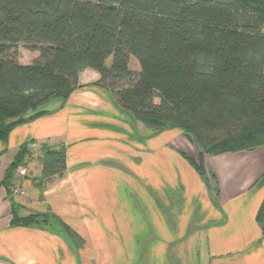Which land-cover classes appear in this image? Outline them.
Masks as SVG:
<instances>
[{"label":"trees","instance_id":"obj_1","mask_svg":"<svg viewBox=\"0 0 264 264\" xmlns=\"http://www.w3.org/2000/svg\"><path fill=\"white\" fill-rule=\"evenodd\" d=\"M263 30L264 0H0V142L45 116L50 101L67 102L89 69L99 75L94 86L147 130L178 129L197 145L199 162L179 154L217 205L205 157L264 147ZM20 47L38 54L31 64L20 63ZM131 58L140 72L129 69ZM28 146L6 173L8 194L17 169L34 158ZM39 152L33 183L43 191L66 173L67 147L42 144ZM11 214L13 227H61L82 242L51 212L21 216L12 201ZM256 223L264 238V199Z\"/></svg>","mask_w":264,"mask_h":264},{"label":"crops","instance_id":"obj_2","mask_svg":"<svg viewBox=\"0 0 264 264\" xmlns=\"http://www.w3.org/2000/svg\"><path fill=\"white\" fill-rule=\"evenodd\" d=\"M92 72L91 82H97L99 75ZM86 84L80 75V85ZM95 89H77L67 102L50 101L42 107L45 116L15 128L7 143L0 142V264H77L63 235L11 226L12 201L21 216L51 212L82 239H94L100 251L115 258L108 264H136L133 239L147 233L145 225L143 233H136L134 222L137 217L150 224L151 219L145 211L136 216L134 203L126 199L134 188L117 167L122 163L126 173H135L136 159L141 160L143 189L153 187L160 197L169 191L181 199L185 212L193 206L199 210L195 228L184 227L181 219L175 229L159 231V244L137 251L142 264H264V238L256 223L264 199L258 183L264 176V147L205 157L206 171L215 174L220 191L214 205L213 192L179 154L197 161L199 149L182 141L172 151L152 148L151 131L120 109L108 91ZM135 129L147 132L146 142H139L145 136L138 138ZM31 143L64 144L67 170L42 191L33 183L41 166L30 161L27 177L17 180L14 174L12 182V187L19 182L25 195L12 200V187L8 194L2 183L19 149Z\"/></svg>","mask_w":264,"mask_h":264},{"label":"rangeland","instance_id":"obj_3","mask_svg":"<svg viewBox=\"0 0 264 264\" xmlns=\"http://www.w3.org/2000/svg\"><path fill=\"white\" fill-rule=\"evenodd\" d=\"M264 31V30H263ZM20 63L24 65L31 64L33 60L37 57V53H32L28 50H26L23 47H20ZM112 62V58L108 59L107 65L110 66ZM129 69L132 72L138 73L140 72V66L139 63L134 59L131 58L129 60ZM82 81L86 82V85H80L79 89H83L86 91L91 90H97L94 86L95 82L93 81V72L89 69H84L81 72ZM99 89V88H98ZM135 134L140 138L139 136H145L143 140H139L140 143L147 141V132L140 133L135 129ZM145 134V135H144ZM149 138L151 139V147L155 149L162 148L166 149L167 151H172V147L176 146L178 147L180 145V142L182 141L184 144L188 146L189 149L196 150L198 149L197 145L195 143H192L186 139L183 132H181L178 129H168L165 131H162L160 133H150ZM166 143H171L169 146ZM166 144V145H165ZM174 145V146H173ZM38 154L33 155V159L30 161H35L39 166L38 160H36L40 156V152H37ZM196 162H199V157ZM117 165V167L120 169L121 172L125 173L124 175L130 180V184L134 188V191L130 189L127 192L126 199L129 202L134 203L136 216L137 214H140L141 216L144 215V211L146 213V219L147 217H150L151 222L148 224L147 222L144 224L141 220L138 221L136 217L135 223V231L136 233L140 234L143 233L142 229L143 225H145V233H147L146 236H140V237H134V248H135V260L136 264H142L143 260V254L137 253L143 251V248L148 245H157L159 244V240L163 241L161 238L157 237L159 231L164 230H173L177 227L179 220L183 219V225L184 227L188 225V227H194L196 226V217L199 213V210L195 212V207L193 206L188 212H185L183 203L181 199L178 196L172 195L169 191L165 194L164 197H160L158 194V190L151 187L150 189L144 188L143 189V182H142V172H141V160L138 161L136 159L135 161V173H126V167L121 165ZM133 183V184H132ZM156 183V179L154 181ZM214 192L213 190H211ZM124 192L120 190V198L123 199ZM214 194V193H213ZM215 195V194H214ZM12 200H14V195L11 196ZM15 202V201H14ZM206 202L209 204V201L206 200ZM211 202H215V197L211 199ZM144 204V206H143ZM144 207V209H143ZM30 215V214H29ZM149 215V216H148ZM28 216V215H27ZM180 222V221H179ZM56 232L62 233L61 227L54 229ZM64 235V234H63ZM67 240V239H66ZM82 242L79 243L73 242L71 240H67L68 244L71 248V253L73 256V259L76 261L77 264H108L115 260L113 255L107 252H102L99 250L98 247L94 244V239H81ZM171 240L167 238V241ZM173 240V239H172ZM175 240V239H174ZM173 240V241H174ZM177 240V239H176ZM118 243L121 241H126V239L117 238ZM166 241V240H164Z\"/></svg>","mask_w":264,"mask_h":264},{"label":"built area","instance_id":"obj_4","mask_svg":"<svg viewBox=\"0 0 264 264\" xmlns=\"http://www.w3.org/2000/svg\"><path fill=\"white\" fill-rule=\"evenodd\" d=\"M39 148L40 147L36 143H31L28 146V149L30 150L32 155L38 154L37 152L39 151ZM27 175H28L27 167H20V168L17 169V171L15 173V176H16L17 180L25 178V177H27ZM12 193L15 196H23V195H25V191L23 190V188L21 187L19 182H16L15 184H13Z\"/></svg>","mask_w":264,"mask_h":264}]
</instances>
